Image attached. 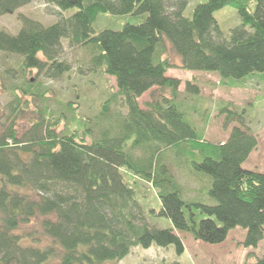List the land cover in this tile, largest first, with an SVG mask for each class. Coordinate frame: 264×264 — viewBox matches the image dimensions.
I'll return each mask as SVG.
<instances>
[{
  "label": "trees",
  "instance_id": "obj_1",
  "mask_svg": "<svg viewBox=\"0 0 264 264\" xmlns=\"http://www.w3.org/2000/svg\"><path fill=\"white\" fill-rule=\"evenodd\" d=\"M32 1L0 0V17ZM43 1L58 10L54 23L21 15L16 34L0 29V52L21 57L22 75L16 82L9 71L0 72V86L11 97L0 129V264L118 263L134 247L154 244L182 255V234L221 245L236 228L246 231L245 248H257L264 241V169L244 167L258 146L250 112L221 104L229 137L205 140L181 108V80L167 73L180 67L215 74L229 88L264 80V0H205L190 16L189 0ZM227 6L242 21L228 39L215 18ZM103 13L146 17L96 33ZM64 39L88 51L94 72L116 81L93 118L77 114V97L58 98L51 107L53 89L27 76L32 69L53 79L68 75L69 65L58 59ZM149 91L143 107L139 98ZM185 91L201 92L192 82ZM31 102L41 105L20 135ZM113 104L126 112L112 110ZM173 165L206 178L209 202L185 197ZM36 218L40 231H20ZM151 218L169 219L173 227H158ZM254 257L243 264H264V256Z\"/></svg>",
  "mask_w": 264,
  "mask_h": 264
},
{
  "label": "rangeland",
  "instance_id": "obj_2",
  "mask_svg": "<svg viewBox=\"0 0 264 264\" xmlns=\"http://www.w3.org/2000/svg\"><path fill=\"white\" fill-rule=\"evenodd\" d=\"M189 5L185 15L190 16L193 12V5L196 2L205 0H189ZM74 10V9H73ZM73 10L65 13L66 16L72 14ZM58 10L48 5L43 0H33L30 4L19 8L12 14L0 17V29H6L12 34H16L21 26V15L40 20L45 25L54 23L59 15ZM146 14L129 13L116 15L112 13L100 14L94 28L96 33L105 29L120 30L126 24H140L145 20ZM215 18L223 32L224 38L228 39L232 31L241 27L242 21L236 10L230 6L224 7L215 12ZM173 61L181 64L180 57L171 52ZM89 53L81 46H76L64 39L60 47L59 61H65L69 65V73L53 79L47 77L44 72L32 69L28 77L36 78L44 82L53 89L49 94L51 107L57 108L59 100L65 98L75 100L77 97L80 109L77 114L83 118H93L102 109L104 103L111 94L110 88L116 91V81L113 77L102 76L94 72L89 64ZM21 57L0 52V72L9 71L12 80L20 82L22 75L19 73ZM168 76L181 80L180 101L181 108L187 112V118L192 120L197 127L204 131V138L213 143H221L229 137V130L223 128L224 117L219 115V107L223 103L231 102L238 109L247 108L250 112V126L258 139V146L252 152L244 167L250 170L262 171L264 169V80L255 79L244 88H229L219 84V78L215 74L201 71H187L180 67L172 68L168 71ZM6 85L9 84L7 78L4 79ZM187 82L197 83L200 86V96L187 95L185 84ZM0 103V129L9 116L7 103L11 97L2 86ZM150 99V91L145 93L139 101L141 105ZM40 102H31L27 111V118L20 121L19 134L22 135L32 126L31 118L36 117L34 110ZM144 107V106H143ZM112 110L126 112V108L113 104ZM173 172L185 188V197L188 199L207 200L204 195L205 179L191 175L176 165H173ZM208 179L210 177L208 175ZM208 186V185H207ZM202 190V192H201ZM201 192V193H200ZM151 224L161 228H172L169 219L157 218L150 219ZM41 229V218H36L33 222L25 225L20 231H33ZM246 231L242 228L232 230L227 240L221 245L205 243L195 240L189 234H182L187 250L179 255L174 246L160 247L152 245L145 249L140 246L134 247L131 254L118 263L108 262L105 264H162L180 262L181 264H243L246 261L253 262L254 256H264V241L257 248H245L242 243L245 239ZM40 237L41 234H39ZM45 241V237H43ZM43 240V241H44Z\"/></svg>",
  "mask_w": 264,
  "mask_h": 264
},
{
  "label": "crops",
  "instance_id": "obj_3",
  "mask_svg": "<svg viewBox=\"0 0 264 264\" xmlns=\"http://www.w3.org/2000/svg\"><path fill=\"white\" fill-rule=\"evenodd\" d=\"M168 74V73H167ZM230 234V233H229ZM187 249V248H186Z\"/></svg>",
  "mask_w": 264,
  "mask_h": 264
}]
</instances>
